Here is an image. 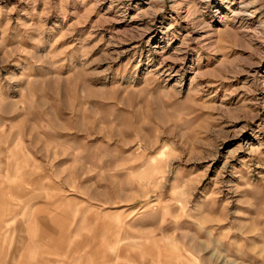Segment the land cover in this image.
I'll use <instances>...</instances> for the list:
<instances>
[{
    "label": "rangeland",
    "instance_id": "rangeland-1",
    "mask_svg": "<svg viewBox=\"0 0 264 264\" xmlns=\"http://www.w3.org/2000/svg\"><path fill=\"white\" fill-rule=\"evenodd\" d=\"M30 250L264 264V0H0V264Z\"/></svg>",
    "mask_w": 264,
    "mask_h": 264
},
{
    "label": "crops",
    "instance_id": "crops-1",
    "mask_svg": "<svg viewBox=\"0 0 264 264\" xmlns=\"http://www.w3.org/2000/svg\"><path fill=\"white\" fill-rule=\"evenodd\" d=\"M43 237L44 236L42 234H39L37 231H34L33 239H32L33 243L31 246L35 247L37 250L40 251L41 246L45 247V245H46ZM34 241H36V242H34ZM59 245H61V244L59 243ZM44 251H42V252H44ZM23 258H31V260H29L28 264H43L44 263L42 258H40L36 254H34L33 250H30V252L28 254H26L25 256H22V258L20 259L18 264H22Z\"/></svg>",
    "mask_w": 264,
    "mask_h": 264
}]
</instances>
